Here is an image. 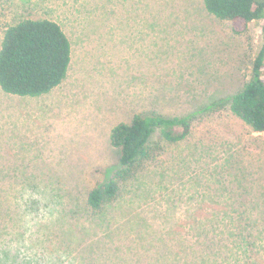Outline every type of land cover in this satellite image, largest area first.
Returning <instances> with one entry per match:
<instances>
[{
	"label": "rangeland",
	"instance_id": "1",
	"mask_svg": "<svg viewBox=\"0 0 264 264\" xmlns=\"http://www.w3.org/2000/svg\"><path fill=\"white\" fill-rule=\"evenodd\" d=\"M42 1L15 0V17L0 0V42L16 21L46 16L74 42L67 75L49 93L27 97L0 89V264H45L60 245L49 234L55 236L53 225L61 228L83 189L118 168L119 152L110 142L115 124L134 113L189 115L234 94L260 41V21L234 34L228 23L205 14L200 0ZM50 1L60 17L50 12ZM197 118L188 138L166 145L159 170L152 167L135 181L106 222L111 231L94 236L86 230L76 239L74 260L62 264H264L258 231L251 254H241L234 239L243 226L239 216L258 221L260 201L264 218V135L228 108ZM151 142L161 144L158 133ZM208 151L214 156L206 158ZM36 180L50 186L47 196L32 199ZM56 192L65 196L52 210ZM237 192L243 195L238 212ZM106 223L98 228L107 229ZM189 229L195 231L192 248L182 250L176 243Z\"/></svg>",
	"mask_w": 264,
	"mask_h": 264
},
{
	"label": "trees",
	"instance_id": "2",
	"mask_svg": "<svg viewBox=\"0 0 264 264\" xmlns=\"http://www.w3.org/2000/svg\"><path fill=\"white\" fill-rule=\"evenodd\" d=\"M4 1L7 4L4 3L6 7L2 6V10L10 9L9 12H12V16L18 17V10L13 9L16 6L15 0ZM200 1L205 14L207 11L219 21L228 23L234 34L244 33L252 22H261L258 48L251 58L249 70L241 88L232 95L213 100L208 105H200L189 115L166 116L156 112L134 113L128 121L115 124L110 131V142L119 152L118 168L107 181L89 189H83V194L78 197V200L76 199V209L65 210L67 212L62 218L61 228L58 225H53L55 236L49 234L54 240L59 239L60 245L48 255L49 258L44 261L45 264H62L63 261L74 260L78 251L76 239L84 238L83 234L86 230L94 231V236L105 235L111 231L110 223L107 224V220L112 219L116 214L113 217L110 214L125 204V196L132 191L137 183L135 181L142 173L152 167L159 170L162 161L157 158L164 153L166 145L172 147L175 142L188 138L192 134V124L198 120L197 115L228 108L252 132L264 135V0ZM41 2L44 4L45 1L41 0ZM48 4L52 7L50 8L51 12L54 8L53 4L51 1ZM36 5L41 7L40 2ZM53 10L55 11L52 12L58 15L56 13L58 8ZM58 16L60 17L61 14ZM67 22L71 23L73 27L74 21L71 18ZM73 32L74 41L80 46L74 28ZM73 43V38L68 35L64 26L58 20L47 18V16L46 18L26 17L8 26L0 42V89L5 94L27 97H37L49 93L61 84L67 75L73 57ZM155 133L159 134L160 145L151 142ZM208 153L206 158L214 156L213 152L208 151ZM49 187L36 180L31 193L32 199L37 195L45 194L47 196ZM165 188L161 189L162 191L159 193L161 196L165 193ZM228 195L231 198L233 194L228 193ZM60 196H65V193L56 192L58 199L53 202L52 210L59 206L62 200L59 199ZM242 196H239V192L233 196L236 200L233 206L237 212L241 209ZM63 206L66 208V205ZM255 207L258 212V221L252 219V223H246L241 219L242 216H239V223L243 226H240L237 232L239 240L234 239L243 255L248 252L251 254L253 251L254 231L259 232V237H264V230L261 228L264 226V218H261V201ZM259 208L260 210H258ZM63 210L61 208L59 211L64 215ZM52 215L53 219L54 214L52 213ZM152 218L151 215L146 217L145 223H152L150 221ZM75 219L76 224H73ZM102 222H107V229L98 228V224ZM191 232L195 233L193 229L186 230L180 242L176 243L182 250L192 248L189 239L194 233L191 234ZM189 234L191 235L187 236ZM87 236L88 234L85 235V237ZM230 243L237 246L234 241ZM65 252L66 256L62 257ZM17 263L22 264L20 261ZM99 263L103 264L102 260Z\"/></svg>",
	"mask_w": 264,
	"mask_h": 264
}]
</instances>
